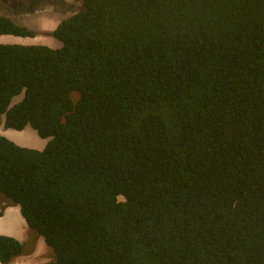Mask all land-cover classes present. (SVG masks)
I'll return each instance as SVG.
<instances>
[{
	"label": "trees",
	"instance_id": "16d2710c",
	"mask_svg": "<svg viewBox=\"0 0 264 264\" xmlns=\"http://www.w3.org/2000/svg\"><path fill=\"white\" fill-rule=\"evenodd\" d=\"M81 1L59 48L0 43L3 127L48 139L0 135V197L44 264H264V0Z\"/></svg>",
	"mask_w": 264,
	"mask_h": 264
},
{
	"label": "rangeland",
	"instance_id": "374dc122",
	"mask_svg": "<svg viewBox=\"0 0 264 264\" xmlns=\"http://www.w3.org/2000/svg\"><path fill=\"white\" fill-rule=\"evenodd\" d=\"M81 0H0V16L11 19L15 24L31 29L35 35L32 38L14 37L11 35H0L1 44H22V45H46L52 48L60 47V43L52 36L53 30L65 18L82 10ZM74 97L77 94L74 93ZM21 99V96L12 99L10 106ZM4 115H0V135L7 137L15 144L32 149H41L45 146L48 139H41L36 132L28 125L22 131L4 129ZM14 134H19L17 139L21 143H16ZM14 136V137H13ZM28 141V142H26ZM25 142V143H23ZM3 199V197H0ZM5 200V199H4ZM7 202V201H6ZM1 203V201H0ZM8 203V202H7ZM5 203V204H7ZM9 204V203H8ZM7 204V205H8ZM0 214L3 204H0ZM16 224H3L0 229L6 230L2 235L11 236L15 233ZM32 231L26 234V239L32 238ZM37 236V235H36ZM12 237V236H11ZM24 237V236H23ZM18 240V239H17ZM30 242V241H29ZM26 240L24 246L31 248V243ZM38 255L42 256L39 260L35 259V264H44L53 260L54 255L47 247L45 252L41 251Z\"/></svg>",
	"mask_w": 264,
	"mask_h": 264
},
{
	"label": "crops",
	"instance_id": "0c3cea01",
	"mask_svg": "<svg viewBox=\"0 0 264 264\" xmlns=\"http://www.w3.org/2000/svg\"><path fill=\"white\" fill-rule=\"evenodd\" d=\"M19 134H14V140L16 143H21L17 139V136ZM3 136V135H2ZM5 137V136H4ZM7 138V137H6ZM8 139V138H7ZM28 142V141H26ZM25 143V142H23ZM44 148V147H43ZM38 149V150H42ZM1 203L3 204V208L1 209V214H0V225L9 223V224H16V231L15 233H11L12 237L15 239H18L21 243L25 244L26 240L31 243L33 240V243L31 244V248L28 250L26 248V252L24 255L19 256L15 259L10 264H35V259H40L42 256L38 255L39 252H45V249H47V246L45 245L43 239L41 236H36L35 234H32V238L29 239V237L26 239V234L29 232V229L27 228L24 220L22 219L18 207L8 204L6 200L0 198ZM7 203V204H5ZM1 207V206H0ZM31 231V230H30ZM2 232H7L6 230L0 229V235H2ZM6 236V235H5ZM9 236V237H11ZM24 236V237H23Z\"/></svg>",
	"mask_w": 264,
	"mask_h": 264
},
{
	"label": "clouds",
	"instance_id": "9594fccd",
	"mask_svg": "<svg viewBox=\"0 0 264 264\" xmlns=\"http://www.w3.org/2000/svg\"><path fill=\"white\" fill-rule=\"evenodd\" d=\"M55 39V38H54ZM59 42V41H58ZM60 43V42H59ZM61 46V45H60ZM52 48V47H51ZM59 48V47H58Z\"/></svg>",
	"mask_w": 264,
	"mask_h": 264
},
{
	"label": "bare ground",
	"instance_id": "6f19581e",
	"mask_svg": "<svg viewBox=\"0 0 264 264\" xmlns=\"http://www.w3.org/2000/svg\"><path fill=\"white\" fill-rule=\"evenodd\" d=\"M1 37V36H0Z\"/></svg>",
	"mask_w": 264,
	"mask_h": 264
}]
</instances>
